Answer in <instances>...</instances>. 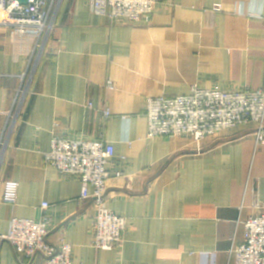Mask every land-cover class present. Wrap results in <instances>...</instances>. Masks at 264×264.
<instances>
[{
  "label": "crops",
  "instance_id": "0c3cea01",
  "mask_svg": "<svg viewBox=\"0 0 264 264\" xmlns=\"http://www.w3.org/2000/svg\"><path fill=\"white\" fill-rule=\"evenodd\" d=\"M193 86L264 87V0H159L135 23L63 0L43 51L0 27V264H45L5 238L13 217L49 220V241L71 244L77 264H236L264 201V142L253 122L199 142L150 138L147 98ZM55 135L114 145L122 175L108 180L106 206L128 220L116 248L92 245L94 199L45 162ZM8 180L15 206L3 201Z\"/></svg>",
  "mask_w": 264,
  "mask_h": 264
},
{
  "label": "built area",
  "instance_id": "2783aa9c",
  "mask_svg": "<svg viewBox=\"0 0 264 264\" xmlns=\"http://www.w3.org/2000/svg\"><path fill=\"white\" fill-rule=\"evenodd\" d=\"M63 0H0V27L11 28L17 35L34 40L35 48L43 51L55 30ZM159 0H89L90 10L107 15L112 20L131 23L148 22ZM220 9V7H216ZM109 82L108 86L111 87ZM109 115V113H106ZM146 115L148 136H186L199 142L225 129L255 123L257 142H264V87L241 88L226 91L219 86H193L186 95L147 98ZM45 162L63 176L78 178L82 183V198L92 197L97 205L92 245L112 250L124 240L128 220L106 206L108 180L120 177L113 170L115 148L104 141H89L55 135ZM90 188L93 189L90 194ZM19 183L8 180L3 186V201L15 206L18 202ZM49 204H42L48 208ZM259 213L245 221V240L233 249L236 264H264V201L258 202ZM49 220L13 217L5 238L19 255L45 257V264H77L73 261L71 244H52Z\"/></svg>",
  "mask_w": 264,
  "mask_h": 264
},
{
  "label": "water",
  "instance_id": "95a60500",
  "mask_svg": "<svg viewBox=\"0 0 264 264\" xmlns=\"http://www.w3.org/2000/svg\"><path fill=\"white\" fill-rule=\"evenodd\" d=\"M21 4H27L28 0H18Z\"/></svg>",
  "mask_w": 264,
  "mask_h": 264
},
{
  "label": "rangeland",
  "instance_id": "374dc122",
  "mask_svg": "<svg viewBox=\"0 0 264 264\" xmlns=\"http://www.w3.org/2000/svg\"><path fill=\"white\" fill-rule=\"evenodd\" d=\"M13 30V29H12Z\"/></svg>",
  "mask_w": 264,
  "mask_h": 264
}]
</instances>
